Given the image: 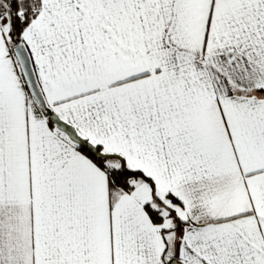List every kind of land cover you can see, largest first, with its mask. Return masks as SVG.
Listing matches in <instances>:
<instances>
[{"label": "snow or ice", "instance_id": "snow-or-ice-1", "mask_svg": "<svg viewBox=\"0 0 264 264\" xmlns=\"http://www.w3.org/2000/svg\"><path fill=\"white\" fill-rule=\"evenodd\" d=\"M0 264H264V0H0Z\"/></svg>", "mask_w": 264, "mask_h": 264}]
</instances>
